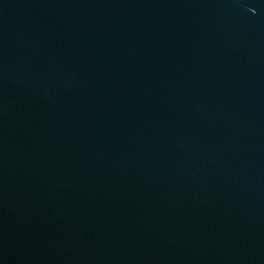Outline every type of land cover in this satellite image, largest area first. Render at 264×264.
Wrapping results in <instances>:
<instances>
[{"label": "water", "instance_id": "1", "mask_svg": "<svg viewBox=\"0 0 264 264\" xmlns=\"http://www.w3.org/2000/svg\"><path fill=\"white\" fill-rule=\"evenodd\" d=\"M0 264H264V0H0Z\"/></svg>", "mask_w": 264, "mask_h": 264}]
</instances>
